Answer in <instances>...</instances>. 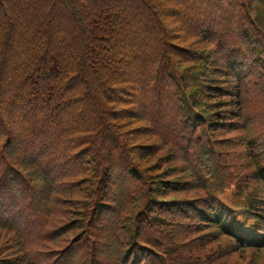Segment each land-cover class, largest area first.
Wrapping results in <instances>:
<instances>
[{"label":"trees","instance_id":"16d2710c","mask_svg":"<svg viewBox=\"0 0 264 264\" xmlns=\"http://www.w3.org/2000/svg\"><path fill=\"white\" fill-rule=\"evenodd\" d=\"M247 1L264 33L262 8ZM230 3L0 0V231L16 235L21 247L15 257L0 255V264L22 258L26 264H156L160 243L143 230L151 219L195 230L222 262L232 253L211 221L215 203L200 179L217 165L223 173L233 170L237 194L257 201L253 170L264 162V54L258 58L259 48L251 45L262 46L261 53L264 45L244 27L247 12L229 11ZM206 5H222V25L209 18L208 31L197 13ZM167 17L199 46L180 47L178 35L172 41ZM212 36L220 40L217 55L202 47L201 40L211 44ZM118 162L127 163L126 173L114 167ZM174 162L180 165L167 166ZM178 170L188 181L173 179ZM75 171L90 178L100 173L95 199L101 206L106 197L112 206L114 233L105 244L112 249L102 260L81 233L62 237L71 225L51 228L52 191ZM113 180L116 199L107 187ZM131 193L137 199L144 194V202L128 213ZM153 206L173 212L188 228L154 216ZM145 210L151 215L143 221ZM30 226L38 231L35 239L28 236ZM60 239L69 241L56 245Z\"/></svg>","mask_w":264,"mask_h":264},{"label":"rangeland","instance_id":"374dc122","mask_svg":"<svg viewBox=\"0 0 264 264\" xmlns=\"http://www.w3.org/2000/svg\"><path fill=\"white\" fill-rule=\"evenodd\" d=\"M250 2L247 0H231L230 3V9L229 11L234 12H247L245 19V28L248 29L251 33H254L255 36H258L260 41H263L264 45V33L261 32L260 29H258V21L255 19V13H253L250 10ZM255 7L262 8L260 11L262 14H264V0H255L253 3ZM200 11L197 13H201L203 20L201 22V26L205 30H209V23L208 19L211 18L213 22L217 25H222V5H206V6H200ZM198 10V9H197ZM226 15V14H223ZM262 17L261 15L258 16V19ZM173 18H164V20L167 21L168 26L170 29V33L173 35L171 36L172 41L176 36V40L178 38L180 47H189L190 49H195L199 46V39L194 38L192 34L185 33L181 26L178 24L180 31L178 30V26L172 20ZM175 32V34H174ZM193 37V38H192ZM202 47L204 51H210L211 53H214V55H217L219 52L218 45L220 43V40L218 37L211 38V44L209 42L202 41ZM254 47H258L257 57L259 58L264 53H261L262 46H258L257 44L251 45ZM182 70V69H181ZM258 78L259 75L262 74V69L258 71ZM262 85L260 87L261 93L263 92ZM256 95L259 97L261 93H259V89L257 90V86L255 88ZM255 106V105H254ZM220 136L228 137L232 134H226V133H220ZM145 143L149 145H154V140H146ZM231 150V149H229ZM225 147V152L229 151ZM168 151L164 150V154H166ZM163 155V154H159ZM97 158V157H93ZM85 161V160H84ZM127 163H120L118 162L117 165L114 167L117 168L118 166L121 167V170L123 173H126V170H122L123 167ZM94 164H91L93 166ZM166 164H164L165 166ZM174 165V166H173ZM180 165L179 162L169 163L167 166H173L178 167ZM119 172V170H118ZM172 177L173 179H177L180 181H188L189 178H187V175L182 171L178 170L177 173H173ZM99 180H102V177L100 173H97L96 176L94 174L92 175V178H90L89 174L87 172L81 173L80 171L75 172H69L67 175L58 182L57 188L53 190L52 192V206H49L48 211L51 212L50 215V224L51 228H59L63 227L64 225H71L69 227V231L64 234L62 237H70L72 235L77 234L78 236L81 235V239L83 242H89L95 244V254L99 259L102 260L106 258L108 251L112 249L111 245L106 248L105 244L109 239L113 238V231L110 228L111 224V205L109 202H107L106 197L105 199H102L103 197H100L102 200H104L103 204L101 206H98L97 200L95 199V189H98V192H100V188L102 187V183L99 182ZM141 181V180H140ZM85 184L83 185V183ZM142 182V181H141ZM143 189L145 183L142 182ZM133 184V183H129ZM110 186H107L110 188V195L116 199V194H112V190L114 188V180L112 184H108ZM39 186V184H38ZM158 190H162V187H159ZM97 192V193H98ZM133 193V192H132ZM132 193L129 196V199L127 201L128 205H133L128 210V213L131 211V208L133 206H137V209L139 205H143L144 202V194L143 196H140L138 199L137 197L139 195H132ZM117 195L122 196V191H118ZM196 193H193L192 196L188 195V198L194 197ZM169 198V195L167 196ZM174 199V198H172ZM171 200V199H170ZM108 203V204H105ZM171 204V203H169ZM154 208V210H153ZM152 213L154 216H158L161 218H167L170 216V218L175 219L177 222H179L183 227L188 228L185 226L184 220L181 218H177L174 216L173 212L169 215V213L165 212H158L157 210H161L159 208H155L153 206ZM136 209V210H137ZM134 212V211H133ZM127 213V214H128ZM124 215V214H123ZM150 211H144L142 214V220L145 221L146 219L150 218ZM139 220H141V216H138ZM154 224L157 225V227L154 226ZM126 225V224H124ZM144 226L151 241L155 243H160V254L161 256L155 257V263L156 264H264V251H261L260 254L256 255V253L251 254L250 252L245 253H239L234 252L230 253L228 257L224 259V262H222L220 259H216L214 257V254L210 252V245L209 243L200 240L199 234L195 231L194 233L191 232H185L189 231L187 229L181 230L178 227V224H172L168 220H156V222L153 221V219L144 222ZM28 229V236L30 238H34L38 231L35 229L34 226H30ZM122 235L127 234L125 231V228H120ZM150 229H152L155 233H151ZM43 231V230H42ZM47 231V230H46ZM82 231V232H81ZM108 232V233H107ZM184 232V233H182ZM81 233V234H80ZM158 235L160 238L166 237L167 241H160L158 238ZM61 237V238H62ZM127 238V237H126ZM69 240H58L56 245H64ZM227 242V239H225ZM62 242V243H61ZM65 242V243H64ZM224 243V242H223ZM31 244L29 248H32ZM216 245V244H215ZM55 246H51V248H54ZM21 247L18 244V240L16 235L11 234L10 232H4L0 231V255H9L10 257H15ZM104 253V255H103ZM18 264H26V260L19 259ZM43 262L45 263V260L43 259ZM16 264V263H14Z\"/></svg>","mask_w":264,"mask_h":264}]
</instances>
